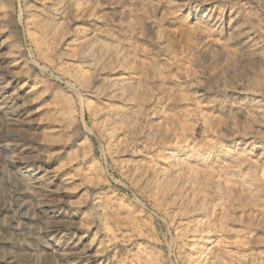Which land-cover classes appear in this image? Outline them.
<instances>
[{
  "label": "rangeland",
  "instance_id": "1",
  "mask_svg": "<svg viewBox=\"0 0 264 264\" xmlns=\"http://www.w3.org/2000/svg\"><path fill=\"white\" fill-rule=\"evenodd\" d=\"M262 133L264 0H0V264H260Z\"/></svg>",
  "mask_w": 264,
  "mask_h": 264
},
{
  "label": "bare ground",
  "instance_id": "2",
  "mask_svg": "<svg viewBox=\"0 0 264 264\" xmlns=\"http://www.w3.org/2000/svg\"><path fill=\"white\" fill-rule=\"evenodd\" d=\"M66 2V1H65ZM47 7V6H46ZM39 10V9H38ZM53 10V9H52ZM58 10V9H57ZM43 12V11H42ZM50 12V11H49ZM198 14V13H197ZM53 15V14H52ZM206 17V16H205ZM49 18V17H48ZM62 19V18H61ZM40 20V19H39ZM38 20V21H39ZM96 20V19H95ZM46 21H47V19H46ZM48 22V21H47ZM54 22V21H53ZM40 23V22H39ZM49 23V22H48ZM48 23H47V25H48ZM41 24H43V23H41ZM50 24V23H49ZM43 26V25H42ZM52 27V26H51ZM50 27V28H51ZM46 29V28H45ZM86 34V33H85ZM90 34V33H89ZM98 38V37H97ZM39 39V38H38ZM101 40V39H100ZM260 40V39H259ZM58 42V41H57ZM101 42V41H100ZM99 42V43H100ZM257 42V41H256ZM88 44V43H87ZM44 45V44H43ZM51 46V45H50ZM83 49V48H82ZM97 49V48H96ZM96 51V50H95ZM104 51V50H103ZM259 55V54H258ZM114 56V55H113ZM112 59V58H111ZM100 65V64H99ZM233 68V67H232ZM91 75V74H90ZM249 81V80H248ZM79 82V81H78ZM238 82V81H237ZM235 83V82H234ZM243 83V82H242ZM110 84V83H109ZM115 86V85H114ZM130 86H131V84H130ZM106 87V86H105ZM115 88V87H114ZM132 88V87H131ZM118 89V88H117ZM127 89V88H126ZM231 89V88H230ZM107 90V89H106ZM128 90H129V88H128ZM131 90V89H130ZM233 90V89H232ZM101 91V90H100ZM132 91V90H131ZM245 92V91H244ZM101 93H103L102 91H101ZM107 94H110L111 95V97H113L112 99H114L113 101H115V97H117L118 95H117V93H115V92H113V91H109V89L107 90V92H106ZM241 93V92H240ZM251 93V92H250ZM122 94V93H121ZM254 94H256V93H254ZM133 97V96H132ZM131 97V98H132ZM255 97V96H254ZM102 98V97H101ZM239 98V97H238ZM111 100V99H110ZM239 100V99H238ZM134 101V100H133ZM118 102V101H117ZM127 102V101H126ZM110 103V102H109ZM133 104V103H132ZM106 105V104H105ZM254 105H255V109H256V111L257 110H259V108H260V106L258 105V104H255L254 103ZM107 108H110V107H107ZM111 110V112H114V113H116V112H119L120 111V108L117 106V105H113L111 108H110ZM104 112V111H103ZM107 113L109 112V110H107L106 111ZM13 113V112H12ZM106 113V114H107ZM102 116V115H101ZM105 116V115H104ZM112 116V115H111ZM202 117V116H201ZM234 117V116H233ZM256 118V117H255ZM13 119V118H12ZM106 119H108V118H106ZM259 119V118H258ZM256 120V119H255ZM260 120V119H259ZM106 121V120H105ZM107 122V121H106ZM113 123V122H112ZM110 125V124H109ZM230 125V124H229ZM231 125H233V123L231 124ZM233 127V126H232ZM111 128V127H110ZM117 130V129H116ZM126 130V129H125ZM219 130V129H218ZM111 131V130H110ZM248 131V130H247ZM228 132H230L229 133V136L230 135H232V132H231V130L230 131H228ZM250 132V131H249ZM105 133V132H104ZM233 134H235V133H233ZM262 134H264V133H262ZM225 135V134H224ZM233 136V135H232ZM120 136L118 135V134H116V132L115 133H112L111 135H108L107 136V142H109V143H111V144H114V145H116V146H118V155H120V156H125V151L122 149V147L120 146ZM234 143V142H233ZM123 145V144H122ZM110 147V146H109ZM113 148V147H112ZM116 149V148H115ZM259 149H260V152H259V155L261 156V158H263L264 159V146H260L259 147ZM126 150V149H125ZM130 150V149H129ZM201 150V149H200ZM240 150V149H239ZM128 151V150H127ZM202 152V151H201ZM217 152V151H216ZM223 152H224V154L226 155V154H230L229 153V150L228 149H226V148H224L223 149ZM231 152V151H230ZM128 153V152H127ZM164 153V152H163ZM220 153H222V152H220ZM232 153V152H231ZM161 154V153H160ZM172 154H174V153H172ZM171 154V155H172ZM182 154V153H181ZM258 154V153H257ZM116 155V154H115ZM179 155V154H178ZM184 155L186 156V157H188V158H190V159H193V160H199V159H203V157H205L204 156V154H202V153H199V152H197V151H194V150H185L184 151ZM154 156V155H153ZM212 156H213V154H212ZM211 156V157H212ZM231 156V155H230ZM242 156V155H241ZM210 157V156H209ZM116 158V157H115ZM164 158V157H163ZM167 158V157H166ZM124 159V158H123ZM126 159V158H125ZM135 159V158H134ZM217 159V158H216ZM172 160V159H171ZM189 160V159H188ZM181 161V163H183V161H182V158L181 159H179V162ZM187 161V160H186ZM210 161V160H209ZM223 161V160H222ZM231 161V160H230ZM128 162V161H127ZM131 162V161H130ZM257 162V161H256ZM234 163V162H233ZM259 163V162H258ZM136 164V163H135ZM139 164V163H138ZM148 164V163H147ZM208 164V163H207ZM229 164V163H228ZM130 165V164H129ZM144 165V164H143ZM245 165V164H244ZM150 166V165H149ZM166 166H168V165H166ZM220 166V165H219ZM239 166V165H238ZM127 167V166H126ZM137 167V166H136ZM191 167V166H190ZM131 168V167H130ZM169 168V167H168ZM174 169V168H173ZM182 169H187V168H185V167H182ZM142 170V169H141ZM165 170V168H164V166H162L161 164H159L158 163V166H157V171L158 172H162V174H163V171ZM187 170H189V172H188V174L189 173H191L190 171V169H187ZM166 171H167V173H170V174H173L174 172L172 171V170H167L166 169ZM236 171V170H235ZM132 172V171H131ZM241 173V172H240ZM165 174V173H164ZM169 175V174H168ZM161 176V175H160ZM170 176V175H169ZM187 176V175H186ZM197 176V175H196ZM207 176V175H206ZM188 178V177H187ZM190 178V177H189ZM263 179H264V177H262ZM144 179V178H143ZM175 179H177V178H175ZM206 179V178H205ZM262 179V180H263ZM163 180H165V179H163ZM167 180V179H166ZM169 180H171V179H169ZM237 180L240 182V183H242L243 185H250L251 187H252V185L251 184H253V177L251 176V175H248V174H246V175H239V178L237 177ZM173 181V180H172ZM171 181V182H172ZM158 182V181H157ZM162 182H164V181H162ZM170 182V181H169ZM147 183H148V181H147ZM159 183V182H158ZM203 183V182H202ZM155 184H157V183H155ZM166 184V183H165ZM164 184V185H165ZM171 184V183H170ZM161 185V184H160ZM157 186H158V184H157ZM186 186V185H185ZM188 186V185H187ZM170 187V186H169ZM189 187V186H188ZM167 189V188H166ZM174 189V188H173ZM190 189H192V188H190ZM203 189V188H202ZM162 190V189H161ZM171 190V189H170ZM188 190V189H187ZM179 191V190H178ZM170 194V193H169ZM184 196V195H183ZM198 198V197H197ZM225 198V197H224ZM184 199V198H183ZM175 201V200H174ZM176 202H177V200H176ZM186 202V201H185ZM177 203H179V204H182V203H180V202H177ZM204 204H206V203H204ZM207 205V204H206ZM185 206V209H186V211L188 212V213H190V214H186V216L187 215H189V224H187L188 226H187V228H186V231H187V236L190 238V240H191V254L189 255V258L192 260V263H197V264H210V262H211V260H212V255H211V253H212V249H213V246H215V245H220V242H219V240H217V237H213L212 236V231L215 229V226H216V224L215 225H213L212 224V226L210 227V229H208L209 228V225L206 227V223H205V221H207L206 219L204 220L203 218H197V217H195L196 215H194L193 214V210H194V206H190V205H184ZM199 207V206H198ZM191 210V212H190V210ZM257 209V208H256ZM97 210V209H96ZM182 210H183V208H182ZM185 211V210H184ZM186 211H185V213H186ZM255 211V210H254ZM177 213V212H176ZM195 213V212H194ZM254 213V212H253ZM206 214V213H205ZM258 214V213H257ZM184 216V215H183ZM228 216V215H227ZM175 217L179 220V218L181 217V215H175ZM209 219V218H208ZM220 219V218H219ZM185 223H186V221H184ZM179 224V223H178ZM183 224V223H182ZM180 225V224H179ZM262 225V224H261ZM185 227V226H184ZM258 227V226H257ZM260 228V227H259ZM227 229V228H226ZM217 230V229H216ZM230 230V229H229ZM183 231V230H182ZM214 232H215V230H214ZM182 233V232H181ZM184 233V232H183ZM186 233V232H185ZM217 234V233H216ZM229 234V233H228ZM251 238V237H250ZM236 239V238H235ZM250 240V239H249ZM258 240V239H257ZM231 242V241H230ZM239 242V241H238ZM236 243V242H235ZM241 243V242H240ZM23 244V243H22ZM234 244V243H233ZM237 245V244H236ZM261 248V247H260ZM218 249H221V250H224L225 251V248H224V246L223 245H221ZM215 251V250H214ZM263 251V250H262ZM253 252V251H252ZM234 254V253H233ZM242 255V254H241ZM240 255V256H241ZM244 255V254H243ZM226 258V257H225ZM235 258V257H234ZM256 258L259 260V262H260V264H264V253L263 252H261V251H258L257 253H256ZM216 259V264H224V263H226L225 261H224V259L222 258V257H218V258H215ZM214 259V260H215ZM233 260V259H232ZM250 260V259H249ZM229 261V260H228ZM245 261V260H244ZM230 263V262H229ZM238 263V262H237ZM252 263V262H251ZM249 264V263H248Z\"/></svg>",
  "mask_w": 264,
  "mask_h": 264
}]
</instances>
